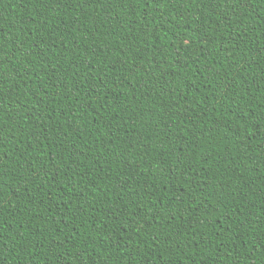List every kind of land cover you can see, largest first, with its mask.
I'll return each instance as SVG.
<instances>
[{"label": "trees", "instance_id": "1", "mask_svg": "<svg viewBox=\"0 0 264 264\" xmlns=\"http://www.w3.org/2000/svg\"><path fill=\"white\" fill-rule=\"evenodd\" d=\"M0 264H264V0H0Z\"/></svg>", "mask_w": 264, "mask_h": 264}]
</instances>
